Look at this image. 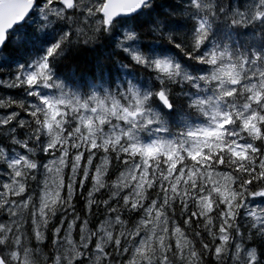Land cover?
<instances>
[{
  "label": "snow or ice",
  "instance_id": "1",
  "mask_svg": "<svg viewBox=\"0 0 264 264\" xmlns=\"http://www.w3.org/2000/svg\"><path fill=\"white\" fill-rule=\"evenodd\" d=\"M264 264V0H0V264Z\"/></svg>",
  "mask_w": 264,
  "mask_h": 264
},
{
  "label": "clouds",
  "instance_id": "2",
  "mask_svg": "<svg viewBox=\"0 0 264 264\" xmlns=\"http://www.w3.org/2000/svg\"><path fill=\"white\" fill-rule=\"evenodd\" d=\"M34 264H43V261H42V259H37V260L34 262Z\"/></svg>",
  "mask_w": 264,
  "mask_h": 264
}]
</instances>
